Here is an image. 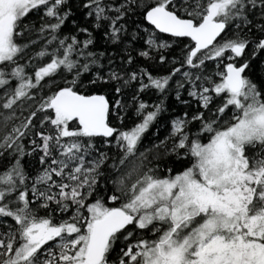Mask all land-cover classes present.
<instances>
[{
	"label": "snow or ice",
	"instance_id": "6c2138e0",
	"mask_svg": "<svg viewBox=\"0 0 264 264\" xmlns=\"http://www.w3.org/2000/svg\"><path fill=\"white\" fill-rule=\"evenodd\" d=\"M262 54L264 0H0V264H264Z\"/></svg>",
	"mask_w": 264,
	"mask_h": 264
},
{
	"label": "trees",
	"instance_id": "16d2710c",
	"mask_svg": "<svg viewBox=\"0 0 264 264\" xmlns=\"http://www.w3.org/2000/svg\"><path fill=\"white\" fill-rule=\"evenodd\" d=\"M177 54L179 53V48L176 49ZM264 59V54H262L257 60L252 61V75L255 77H261L264 76V66L260 65V60ZM161 72H164V69H161ZM145 100L149 102H155L156 97L154 95H146L143 97ZM167 104H169V112L165 113L164 118L166 119L169 115L173 114V110L175 113H179L181 110V106L177 105L174 101V97H169L168 101H166ZM167 131V125L165 123H161L160 129H159V136L160 138H163V136L166 134ZM169 167H172L170 164ZM182 167V165H176L177 170H179Z\"/></svg>",
	"mask_w": 264,
	"mask_h": 264
}]
</instances>
